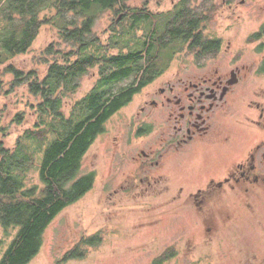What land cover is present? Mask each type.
Masks as SVG:
<instances>
[{
  "label": "flooded vegetation",
  "instance_id": "1",
  "mask_svg": "<svg viewBox=\"0 0 264 264\" xmlns=\"http://www.w3.org/2000/svg\"><path fill=\"white\" fill-rule=\"evenodd\" d=\"M128 1L94 12L91 33L99 18L106 20L107 40L114 39V45L97 35L87 44L94 46L88 51L93 55L115 48L137 60L136 84L122 86V92L133 91L117 111L124 127L118 169L122 180L129 177L123 187L159 188V196L172 189L167 211L190 207L201 226L198 233L210 235L215 220L207 219L206 206L223 189L264 193V94L259 97L258 88L244 85L254 64L256 74L264 76V36L259 34L264 21L256 30L247 24L239 38L236 0H135V6ZM219 8L228 15L215 25ZM121 32L119 44L115 37ZM76 45L72 51L79 49ZM250 51L258 58H249ZM90 69L99 77L100 63ZM249 94L253 98L247 100ZM133 143L139 145L132 154ZM128 164L134 165L132 173L122 172ZM122 185L120 180L121 190Z\"/></svg>",
  "mask_w": 264,
  "mask_h": 264
},
{
  "label": "rangeland",
  "instance_id": "2",
  "mask_svg": "<svg viewBox=\"0 0 264 264\" xmlns=\"http://www.w3.org/2000/svg\"><path fill=\"white\" fill-rule=\"evenodd\" d=\"M237 1L234 23L236 27L242 28L237 33L242 38L247 24L256 30L264 21V0H246L243 4ZM127 4L135 6V0H129ZM227 15L228 11L219 8L214 15L215 25L221 23ZM71 16L69 13L68 17ZM93 29L94 32L88 34L86 39L97 35L106 45L111 43L107 40L109 32L106 20L99 18ZM49 45L60 51L59 55L77 48L76 43L61 38L57 28L44 24L25 53L0 64V77L4 81L0 94V141L7 148H15L17 139L27 133V130L34 129L40 119L34 111L38 97L31 94L26 82L11 88L9 82L13 76L4 67L11 63L24 72L34 70L39 78H43L54 60L53 55L45 52ZM252 47L251 45L250 50ZM93 48L90 45L84 51H92ZM118 52L120 51L110 48L108 54ZM73 58L74 55L71 59ZM249 58L258 57L254 51H250ZM255 68L256 64L248 73L244 85L258 88L260 97L264 94V76L256 74ZM97 79L96 69H90L77 79V91L64 100L63 110L66 115L73 102L84 96ZM130 82L131 77H128L120 81L118 86H125ZM251 98L253 96L249 94L247 100ZM237 106L241 110V102ZM129 109L130 107L123 113L129 112ZM17 116L21 118H16ZM121 123L122 111L112 115L105 123L104 134L89 148L78 173L81 175L94 170L96 176L93 187L54 218L44 231L39 252L27 264H56V260L82 236L99 237L100 240L91 241L92 246L88 247V255L84 259L70 260L64 264H152L153 259L169 247L175 250L176 255L164 264H264L263 192L223 189L218 200L206 206L210 209L207 219L215 220L216 231L210 235L202 232L199 234L201 226L192 218L190 207L175 205L167 211L171 207L168 204V194L172 189L168 194L159 196V188L134 190L123 187L124 180L129 177L126 175L122 180L124 175L118 169ZM123 129L122 126V132ZM138 145L133 143L130 147L132 154L138 149ZM133 168V164L123 165L122 172L132 173ZM120 180L122 190L119 187ZM26 182L28 186L40 182L36 168L28 171ZM188 190L183 193L187 194ZM12 236L11 230L6 235L0 227V256Z\"/></svg>",
  "mask_w": 264,
  "mask_h": 264
},
{
  "label": "trees",
  "instance_id": "3",
  "mask_svg": "<svg viewBox=\"0 0 264 264\" xmlns=\"http://www.w3.org/2000/svg\"><path fill=\"white\" fill-rule=\"evenodd\" d=\"M124 1L0 0V64L25 53L44 24L57 28L65 41L79 45L77 51L61 55L49 45L45 52L53 55L54 60L43 78L34 70L24 72L11 63L4 67L13 76L11 88L26 82L31 94L38 97L34 111L40 121L17 139L15 148H7L0 141V227L6 235L10 230L13 233L0 256V264H27L39 252L44 231L54 218L93 187L95 172L78 174L83 157L103 132L105 121L129 99L133 90L122 92L118 83L131 77L130 85H135L138 65L135 57L122 55V50L93 55L84 48L90 42L86 37L91 33L94 12L106 6L124 5ZM259 34L264 36V24ZM115 40L122 43V32ZM75 53L78 58L72 61ZM95 63H100L98 79L84 96L73 102L66 115L64 100L77 91V79ZM145 82L143 79L141 84ZM3 88L0 77V94ZM32 168L38 170L40 182L28 186L27 174ZM94 239L100 240L82 236L56 264L84 259ZM175 255L173 248H166L152 264H164Z\"/></svg>",
  "mask_w": 264,
  "mask_h": 264
}]
</instances>
